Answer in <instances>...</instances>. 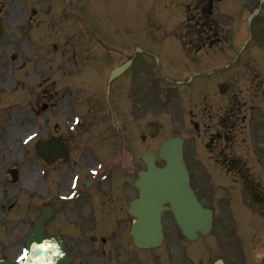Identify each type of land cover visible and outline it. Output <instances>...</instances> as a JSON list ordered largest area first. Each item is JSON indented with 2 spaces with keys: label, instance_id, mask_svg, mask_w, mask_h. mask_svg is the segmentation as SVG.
Returning <instances> with one entry per match:
<instances>
[{
  "label": "rangeland",
  "instance_id": "obj_1",
  "mask_svg": "<svg viewBox=\"0 0 264 264\" xmlns=\"http://www.w3.org/2000/svg\"><path fill=\"white\" fill-rule=\"evenodd\" d=\"M4 1H6L8 6H11V9L15 12L16 20L18 11L23 7V4L20 0ZM257 1L258 0L229 1V5L227 4L220 8L222 11L238 14V21L242 22L246 15L257 5ZM263 2L264 0H262L261 3ZM189 3V0H123L115 4L114 0H95L90 4L92 9H89L85 13L84 20L87 27L85 31L81 32V35L76 34L72 28L70 33L61 34L59 31L56 36V38L65 43L67 56L69 53L71 58L74 54H79L80 57L81 51V53L85 55V59L94 62L97 59L99 60L100 48L103 46L108 50H116V52L113 53L115 58L109 57V65L123 61L132 54L134 55V72L132 70L133 73L131 72L130 74L132 76V81L124 84L126 86L129 84L131 87L128 94L134 103V128L136 130L134 140L136 155L134 168L136 171L143 169L141 163V156L143 154L156 153L163 140L175 135L182 134L185 136L188 139V145L192 140L197 142L196 154L195 152L193 154L195 158L203 156L208 157L213 154L210 146L207 145L208 138L212 136L213 132H210L207 128L206 131H202V129L204 130V128H202L200 132L196 131L197 133L194 129L190 131L182 130L179 124L176 123L179 107H176L175 103L177 102V105L179 104L178 97L181 89L174 83H166L163 79L159 78L157 71L154 69L155 67L160 68L165 74H171L173 81H175L181 78L180 70H184V67L188 66L187 69L189 71L192 68L195 69V67L200 68L199 65H207L212 52L201 51L195 54L191 51V49L197 50L198 48L196 46H194L195 48L190 47L191 44L196 45L195 42L197 38L195 37V32H193L192 25L189 24H191L196 17L199 19V16L197 11L191 8L192 6H187ZM220 8L214 9V13L216 14V10L219 13ZM216 17L218 18V15H216ZM260 17L264 18V3L261 7ZM37 22L38 20L35 24ZM12 26L14 28L16 27L15 21ZM28 26L29 24L27 27ZM237 28L239 31L240 27L237 26ZM35 29L36 27H34V31L29 34L30 37L34 32L33 36L35 39L43 38L44 42L50 43L49 39H51L53 34L48 32L39 34L37 31L42 28ZM245 38L246 35L243 33L234 40L233 33L230 32L227 36V41L229 42L224 44V50L220 48L219 50L216 49V54L222 55L224 62L227 56L232 57L233 52L230 51L239 46ZM257 44L258 40L255 39V37L254 39H250V37H248L247 40L245 39L239 49L242 50L245 45H249L247 47V55L243 57L244 59L249 56L250 51L254 50ZM136 45H139L138 48L144 53H140L141 56L139 57L137 54L135 55L133 53V47ZM62 49L63 48L59 49L58 53H55V55L59 57L63 56ZM104 53L107 54L106 51ZM12 54L17 55V60L20 59L18 60L20 63L5 68L4 63L9 62L10 55ZM35 54L37 53L35 45L33 44V37L23 42L20 38V34H6L4 39L0 41V246L3 245L0 249V255L5 252L7 255L6 257L10 260H13L18 255L21 247L18 243L19 239L32 231V224L38 217L39 209L43 207L44 203H46L49 198L47 193L49 189H47L43 180L45 177L41 178L40 174L43 163L34 157L33 144L25 146L22 143L23 139L27 135L34 134L36 129L30 128V125L27 123L20 124V121L24 119L23 113L26 114V111L20 107L25 108L29 102H32L33 104L31 107L36 109L35 103H37L38 106L45 101L51 103L55 96V90L58 89L62 91L63 88L66 87L67 82L65 81L68 80L67 77L71 76V70L73 69L72 63L66 61L65 63H58L51 72H40L37 69L38 66H34L30 58ZM48 55L44 52L41 54V58L46 60ZM253 56L254 58L259 56L261 59V50L258 48ZM82 58L84 59V56H82ZM243 58L241 60H243ZM116 59L119 61H116ZM72 61H74V58ZM90 61L86 60L87 70L84 75L85 77L78 79L80 87H73L69 95H67V105L65 108L67 115H79L82 118L83 125L87 126V129L94 130V127H92L93 122L87 114L89 111L93 112L96 107V97L99 90L101 91L102 83H100L101 81L98 78V71L88 67L92 66ZM26 62L29 65L24 67ZM143 63L153 71L152 74L149 73L148 69L147 72L143 69ZM69 64L70 68L68 67ZM94 65L96 64H93V66ZM21 68L23 69L21 70L22 72H16L17 69ZM256 68V60L252 65L253 74L241 65L237 67L231 65L227 74L223 73L214 78L216 85L221 84L222 88L225 87V80L233 81L236 79L239 81L232 90L233 93L231 97L238 98L241 106L233 118L231 117V121L234 120L235 123L239 124L241 127L243 126L242 122L245 124V121H248L244 113L249 112L248 109H250V106L255 105L254 108H261L263 111L262 114H264V97L261 98L262 100L259 99L258 95H261V93L258 91L256 92L253 88H249V86H251V75H256ZM68 70L70 71L68 72ZM35 72L39 74V77L35 75ZM51 74V77L59 75L60 79L56 76L57 81L48 80V76ZM32 76H34V78H31ZM259 76L264 78V73L259 74ZM230 77L231 79H229ZM118 83L119 82H116L115 84L117 85ZM197 83L202 85L204 80L195 78L194 84ZM21 86H24V88L21 89ZM26 86L29 87V89L27 88L25 92ZM190 86L196 87L192 84ZM17 91L19 92L17 93ZM113 91H118V88L116 90L114 88ZM146 91L152 94L150 97L153 98L155 102H152ZM239 91L241 92L240 94L238 93ZM63 92H61V96ZM134 93H139L138 99L140 101L138 103L134 102ZM219 98L220 97L214 95L211 100L210 96L205 95L204 97L201 96L198 100L192 99L190 103L195 101L193 111L196 113L193 114L192 119L199 121L200 125L203 127L208 126L207 119L205 118L206 105L211 104L215 108L223 107L225 110L229 108V98L226 99L222 97V99L220 98L221 100ZM204 100H207V102ZM167 101H169V105H166ZM7 107L8 109L5 112L4 110ZM140 109L142 113H139ZM257 115L261 116V113ZM263 124L264 123L261 125ZM65 129L64 127V130ZM40 130L42 131L39 132L38 130V132L41 135L44 134V129L42 127ZM259 131L260 134L255 144L251 147L252 159L254 161L256 157L259 156H261V160L264 161V126H261ZM105 132L109 134L106 130ZM235 132L239 133V130H234L233 134H235ZM243 147H245V150ZM243 147L237 148L239 151L235 150L234 154L241 155L243 158L248 159V154L245 155L248 146L244 144ZM95 154H97L99 159L104 160L100 152L96 151ZM191 156L190 153V157ZM194 157L190 159L193 167ZM248 167L256 177L259 174L263 175L260 179L255 181L259 183L260 186H264V168H259L256 163L248 164ZM13 168L18 170V181L15 184L11 182V178L8 175V171ZM70 173L71 169L69 168L66 170L65 177ZM201 194L205 202L210 203V198L207 195L208 193ZM11 203L14 204L7 209L8 216L6 214L4 216V212L6 213L5 208ZM89 213L90 212H88V214ZM226 219L230 221L228 216H224V227ZM75 223V226L72 225V223L69 224L68 229L70 232L74 234L75 228L76 231L82 233L84 229L82 228L83 224H79L78 221ZM245 225H248L247 230L250 227L255 228L262 225V227H264V220L256 217L251 219L248 224L245 221L244 226ZM164 226L169 240L164 247V251L158 254L162 256H157L158 264H166L164 254H166L170 260H167V264L174 261H179L178 264H188L186 261L187 257L193 258V264H211L212 261L216 260V257L224 253V251L227 255L233 253L232 246H229L230 242H221L217 239L218 237L216 235L209 240L204 239L198 242L197 244L200 245L199 248H194V246L188 247V245L183 243V247L179 245L177 251H175L176 245L173 242L178 241V239H172L171 235H174L176 231L171 219L166 217ZM242 227H240V229ZM99 229H103V226L99 227ZM231 234L235 236L233 232H231ZM259 234L260 238L256 243L253 237ZM232 235L230 236L233 237ZM247 241L249 250L252 252L254 259L257 255L258 257L264 256L263 228L260 229V233L257 232L249 236ZM210 244H213L211 246L213 250L209 251ZM75 251L80 255L79 261H77L78 256ZM120 251L122 252V249ZM70 252L72 264H79L80 261L81 264H106L107 262L101 255L93 252L91 245L85 243L84 240L75 241L71 246ZM173 253H176L177 256L173 257ZM93 256L98 257L100 260L97 258L91 259ZM114 257H116V255ZM179 257H182V259H178ZM116 258L117 259L112 260L113 264H144L141 259H148L147 256L136 253L129 255V261H126L127 258L123 255H118Z\"/></svg>",
  "mask_w": 264,
  "mask_h": 264
},
{
  "label": "water",
  "instance_id": "obj_2",
  "mask_svg": "<svg viewBox=\"0 0 264 264\" xmlns=\"http://www.w3.org/2000/svg\"><path fill=\"white\" fill-rule=\"evenodd\" d=\"M128 64L115 69L112 76L122 73ZM159 156L165 163L164 168H156L154 158L147 156L144 160L147 172L139 175V181L136 184L140 196L133 207L136 216L133 235L136 246L140 248L160 245L162 240L160 217L164 211L173 214L181 235L190 241L197 237V233L207 235L211 229V213L201 208L189 188L187 172L182 160L181 140L174 138L163 143ZM46 219L47 215L44 212L35 225L34 233L26 240L27 257L21 258L16 263L1 261L0 264H31L34 256L41 255L34 245L47 246L53 242L58 243L64 253L59 264H68L60 240L43 237L42 225ZM50 254L51 252L44 255ZM216 264H222V262L219 261Z\"/></svg>",
  "mask_w": 264,
  "mask_h": 264
},
{
  "label": "flooded vegetation",
  "instance_id": "obj_3",
  "mask_svg": "<svg viewBox=\"0 0 264 264\" xmlns=\"http://www.w3.org/2000/svg\"><path fill=\"white\" fill-rule=\"evenodd\" d=\"M22 1L24 5L19 9L16 20L15 12H10L9 17L4 16L6 4L4 5L2 1L0 2V16L4 25L6 23L12 25L14 20L17 22L21 19L29 18V21L34 24L36 29L42 28L37 31L39 34L48 32L53 35L58 34L59 31L61 34H68L71 32V21L73 19H78V17L82 15L81 8L82 3H84V0H34L33 3L29 5L26 0ZM37 20L38 22L35 24ZM259 87L260 84L254 88L256 92ZM219 138L226 140V137L223 138L222 134H219ZM212 141L215 140L212 139ZM221 152L220 150L218 151V153ZM131 175L127 177L128 181L122 180L119 175L115 176L113 184L108 185L104 191H95L93 194L88 195L85 200L88 204L97 202L100 208L104 207V209L96 213L97 219H92L91 222L99 223L102 226H111L113 224V226L117 228L114 232L115 235L113 239H116L120 226L129 229L132 222V219L127 213V205H129L130 201H132L135 196L133 182L130 181ZM123 187L124 189L120 195L121 188ZM54 214V217H56V210ZM104 230L109 233V229L104 228ZM127 234L129 235V230ZM118 238L124 240L123 236H118Z\"/></svg>",
  "mask_w": 264,
  "mask_h": 264
},
{
  "label": "clouds",
  "instance_id": "obj_4",
  "mask_svg": "<svg viewBox=\"0 0 264 264\" xmlns=\"http://www.w3.org/2000/svg\"><path fill=\"white\" fill-rule=\"evenodd\" d=\"M41 255L34 256L31 264H59V260L63 257L64 253L58 243H51L50 245H34ZM51 252L50 255H44Z\"/></svg>",
  "mask_w": 264,
  "mask_h": 264
}]
</instances>
